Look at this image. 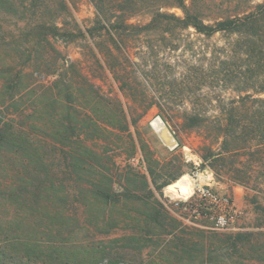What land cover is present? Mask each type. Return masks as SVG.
<instances>
[{
  "label": "rangeland",
  "instance_id": "rangeland-1",
  "mask_svg": "<svg viewBox=\"0 0 264 264\" xmlns=\"http://www.w3.org/2000/svg\"><path fill=\"white\" fill-rule=\"evenodd\" d=\"M115 1L33 0L34 7L27 13L20 9L23 20L0 14L1 121L40 122L59 131L68 111L57 109L49 88L56 80L53 72L64 60L83 64L102 92L118 100L128 115H143L130 128L117 130L116 139L89 142L101 155L97 164L108 176H98L95 187L81 168L77 174L64 170L58 151L52 156L51 170L38 174L32 168L24 171L15 155L0 149V231L10 229L13 235L43 246L102 241L110 254L99 264H246L224 241L240 232H264V186L259 184L255 190L256 182L253 188L237 185L224 170L216 177L212 161L204 163L203 158L210 148L219 149L217 127L211 123L197 129L184 117L224 115L229 100L247 94L264 98V74L251 77L247 73L249 60L255 59L247 56L235 35L206 36L193 28L167 30L164 25L145 30L153 19L151 12L129 15L125 8L130 5ZM263 3L186 0L207 25L247 15ZM160 4L163 12L185 16L172 1ZM98 5L109 8L106 27L99 24ZM19 70L23 77L12 87L10 79ZM185 82L192 85L190 91L184 90ZM75 86L79 98L73 103L72 115L81 120L82 83L77 81ZM149 104L154 107L144 113ZM155 119L167 126L176 140L175 148L156 134ZM198 172L204 177L213 174L215 189L234 200L239 210L236 231L214 230L206 218L194 224L183 219L180 198L166 189ZM53 185L50 192L40 195ZM98 185L118 195L116 206L103 203L97 195ZM153 205L164 210L165 227L145 219ZM46 214L54 215L57 224ZM64 217L65 224H58Z\"/></svg>",
  "mask_w": 264,
  "mask_h": 264
},
{
  "label": "trees",
  "instance_id": "trees-1",
  "mask_svg": "<svg viewBox=\"0 0 264 264\" xmlns=\"http://www.w3.org/2000/svg\"><path fill=\"white\" fill-rule=\"evenodd\" d=\"M160 1H172L174 7L181 9L185 16L180 18L163 12L164 6ZM115 2L130 5L125 8L130 11L126 12L129 15H136L144 10L151 12L153 19L143 28L145 30L164 25L167 30L176 27L193 28L206 36L217 33L235 35L239 39L238 43L247 50V56L255 59L249 60L247 73L251 77L264 74V3L259 4L254 12L247 15L229 18L215 25H207L193 5L187 6L186 0H117ZM33 7V0H0V14L15 16L18 20L25 18L24 15L19 16L20 9L22 14H25ZM108 11L107 6L98 5L97 16L99 24L103 27H106L105 23H110V19L105 18ZM126 22L127 20L125 24ZM45 29L42 30L46 31ZM108 52L114 56L112 48H108ZM61 65L62 67H57L53 72L56 80L49 88L57 109L62 107L68 111L61 120L60 130H54L55 127L49 129L47 124L40 122L21 123L11 118L8 121L0 120V149L15 155L24 171L30 172L32 168L31 171L34 170L35 173L38 171V174L51 170L52 156L58 151L60 166L65 168L64 170L70 174H77L81 168L82 172L90 176L89 182L95 187L98 176L107 179L108 176L97 164L101 155L89 142L109 141L116 137L117 130L130 128L143 115L138 117L128 115L118 100L102 92L101 85L93 80L95 79L93 76L85 72L83 64L64 60ZM109 70L114 74L117 73L116 68L111 67ZM22 77L23 71L19 70L17 75L10 79L12 87ZM77 81L82 83V93L79 95L82 100L80 103L84 105L81 120L75 119L72 115V110L76 108L73 103L79 98L76 96ZM131 87L133 91V86ZM183 87L184 90L190 91L192 85L185 82ZM261 92H264V85ZM62 95L63 101L60 99ZM153 107L154 104L145 106L144 113ZM225 109L224 115L221 116L187 115L184 119L191 127L197 129L207 128L211 123L217 127L219 149L210 148L208 156L203 158L204 163L212 161L211 167L215 169L216 177L224 170L232 177L235 184L253 188V182H256L254 189H260L257 185L264 186V98L247 94L229 100ZM160 116L168 123L167 116L163 114ZM38 131L41 134H38ZM81 135L84 137L82 140ZM36 177L38 178L39 175ZM53 187L54 185L46 186L40 195L50 192ZM98 187L100 190L97 195H100L103 203L107 206H116L115 203L120 201L118 195L111 189L104 190L99 185ZM127 192L132 194L130 190ZM153 206V212L147 213L145 219L165 227L164 210L156 205ZM53 216L46 214V217L51 219V223L57 224ZM65 219L67 218L58 221V224H65ZM6 231L8 233L0 231V264H99L110 254L102 241L98 244L54 242L44 247L38 241L13 235L10 229ZM180 241L185 242L181 236ZM224 242L230 244L236 254L240 253L246 259V264H264V232H240L228 236Z\"/></svg>",
  "mask_w": 264,
  "mask_h": 264
},
{
  "label": "built area",
  "instance_id": "built-area-1",
  "mask_svg": "<svg viewBox=\"0 0 264 264\" xmlns=\"http://www.w3.org/2000/svg\"><path fill=\"white\" fill-rule=\"evenodd\" d=\"M205 179L199 185L190 188L186 198H180V211L183 219L194 224L195 221L206 218L213 224V229L218 231H236L239 210L228 194H223L215 189L213 174L198 172L190 178L195 181L198 178Z\"/></svg>",
  "mask_w": 264,
  "mask_h": 264
},
{
  "label": "bare ground",
  "instance_id": "bare-ground-1",
  "mask_svg": "<svg viewBox=\"0 0 264 264\" xmlns=\"http://www.w3.org/2000/svg\"><path fill=\"white\" fill-rule=\"evenodd\" d=\"M153 129L168 147H176V140L172 136L162 119H155L153 121ZM200 183H202V179L200 177L197 180L193 181L189 176H183L180 180L169 185L166 190L172 196L178 198H186V196L190 192L189 189L194 187L195 185H199Z\"/></svg>",
  "mask_w": 264,
  "mask_h": 264
},
{
  "label": "water",
  "instance_id": "water-1",
  "mask_svg": "<svg viewBox=\"0 0 264 264\" xmlns=\"http://www.w3.org/2000/svg\"><path fill=\"white\" fill-rule=\"evenodd\" d=\"M153 125V124H152Z\"/></svg>",
  "mask_w": 264,
  "mask_h": 264
}]
</instances>
